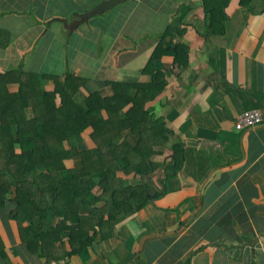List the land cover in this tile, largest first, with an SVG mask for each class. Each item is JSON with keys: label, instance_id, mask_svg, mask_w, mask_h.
<instances>
[{"label": "crops", "instance_id": "1", "mask_svg": "<svg viewBox=\"0 0 264 264\" xmlns=\"http://www.w3.org/2000/svg\"><path fill=\"white\" fill-rule=\"evenodd\" d=\"M101 1L0 0V88L6 86L3 73L17 67L25 72V59L31 57L26 51H34L50 30L68 36V44L75 34L91 32L92 18L72 33L68 27ZM170 1L171 6L162 4ZM204 1L157 0L160 4L151 5L150 0H127L117 5L114 8L132 13L141 10L143 18L155 8L156 21L164 19L156 30L161 36H145L143 45L133 49L123 35L126 47L118 45L113 60L109 54L102 67L131 72L86 76L81 74L82 60H76L74 66L70 62L75 70L61 76L75 74L87 80L88 90L110 95L111 89L101 88L104 80L149 82L150 76L142 72L156 48L185 45L187 67L174 63V53L157 60L167 85L146 106L172 133L155 146V161L168 163L178 146L184 160L180 170L175 175L164 169L143 176L117 174L126 186L144 190L147 201L119 217L111 231L96 236L92 244L78 245L74 254H68L65 237L62 243L53 235L45 239L44 249H28L8 217L13 208L7 207L0 216V264H264V0H252L247 8L232 0L224 11L223 34L207 24ZM72 9L77 11L74 16ZM25 34L35 36L28 40ZM110 49L115 46L108 44ZM140 49L143 54H138ZM125 51L127 63L119 60ZM13 52L18 62L6 63ZM55 78L45 77L50 91ZM247 111L259 112L262 122L239 130L238 117ZM81 216L82 230L88 232L89 216Z\"/></svg>", "mask_w": 264, "mask_h": 264}, {"label": "trees", "instance_id": "2", "mask_svg": "<svg viewBox=\"0 0 264 264\" xmlns=\"http://www.w3.org/2000/svg\"><path fill=\"white\" fill-rule=\"evenodd\" d=\"M231 1H204L212 31L224 33V11ZM251 1L240 0V5L247 8ZM166 52L174 53L175 64L188 66L185 45L165 51L160 44L142 72L150 76L149 82L105 81L111 94L104 96L88 90L87 80L75 74L56 77L50 91L45 75L31 73L27 78L21 69L3 73L0 216L13 208L8 217L28 249H44L45 239L53 235L62 243L66 238L68 254L77 253L78 245L92 244L119 217L147 201L144 190L126 186L117 174L143 176L164 169L175 175L180 170L184 160L178 146L168 163L155 161V146L172 133L162 119L154 118L152 108L146 109L166 89V72L157 68ZM68 161L74 164L71 168ZM81 213L89 216L88 232L82 230Z\"/></svg>", "mask_w": 264, "mask_h": 264}, {"label": "rangeland", "instance_id": "3", "mask_svg": "<svg viewBox=\"0 0 264 264\" xmlns=\"http://www.w3.org/2000/svg\"><path fill=\"white\" fill-rule=\"evenodd\" d=\"M156 1L157 0H150V4H160ZM162 4L171 6V1L162 2ZM84 5L87 7L90 5V2L85 1ZM80 8L81 7H79L77 11H79ZM77 11L72 9L70 15H76ZM145 13L147 14L148 10ZM82 14L78 15L81 16ZM141 14V10L136 13H132L128 12V10H118L114 8V10L107 11L106 14L100 16L99 18L92 17V21L89 24L91 27V32H82L81 36L80 34H75L70 39V44H68V36L65 37L63 34H59L57 36L50 30L45 34V36H43V38L39 39L34 51H26L28 54H31V57L27 56L25 59V76L28 78L31 75L29 72L33 71V73L41 75L42 77H45L42 74H47V78L50 76H55L59 77L61 80L63 72H70L71 69L75 70L73 67V62L76 60H82L81 74H86V76H89L88 74H90L91 76L98 75L102 78H109L116 75H122L125 73V71L131 72L129 71V68H124V70H121L116 69L118 68L116 66H109L107 68H103L102 66L105 62H107V56H109V54H111L110 58L113 60V56L118 45L126 47L125 41L123 40V35L125 38L127 36L128 39L131 40L128 42L129 44L127 46L128 48L130 47L133 49H135L136 44L138 45V48L143 45V38L145 36H148L147 39L153 36H161V34H158L156 30L163 23L164 19L160 18L159 23L156 21L158 17V12L156 9L154 8L151 11L150 17L146 16L143 18L141 17ZM168 26L170 25L168 24ZM131 29H134V31L130 32ZM14 36L15 35H13V37ZM24 36H28V40H31L35 35L25 34ZM108 44H113L115 49L107 50ZM81 49H84V53L79 51ZM139 51L140 52H138V54H143L144 52L142 49ZM14 54L15 52L10 55V60H6V63L8 62L14 64L15 62H18L12 58V55ZM121 59H124L126 63L130 60V57L126 51L122 53V56H119V60ZM139 60H142L141 56L139 57ZM30 61H32V65H30ZM70 62L73 63V66L70 65ZM136 66H138V63ZM18 69L19 67H17V70ZM105 81L108 80H104V83ZM101 83L102 82L100 80L98 84L100 85ZM106 86L107 85L105 84L104 86H101V88L104 89ZM66 165L68 168H71L74 164L72 161H68L66 162Z\"/></svg>", "mask_w": 264, "mask_h": 264}, {"label": "water", "instance_id": "4", "mask_svg": "<svg viewBox=\"0 0 264 264\" xmlns=\"http://www.w3.org/2000/svg\"><path fill=\"white\" fill-rule=\"evenodd\" d=\"M126 1L127 0H103L101 1L100 3L94 5V7L91 10L79 16L78 20L74 21L72 24L69 25L68 28H69L70 33H72L73 30L77 28L78 26H80L82 23L87 22L90 18L105 14L107 11L112 10L117 5L125 3Z\"/></svg>", "mask_w": 264, "mask_h": 264}, {"label": "built area", "instance_id": "5", "mask_svg": "<svg viewBox=\"0 0 264 264\" xmlns=\"http://www.w3.org/2000/svg\"><path fill=\"white\" fill-rule=\"evenodd\" d=\"M262 122L261 114L257 111H247L238 117L236 128L241 130L253 127Z\"/></svg>", "mask_w": 264, "mask_h": 264}]
</instances>
